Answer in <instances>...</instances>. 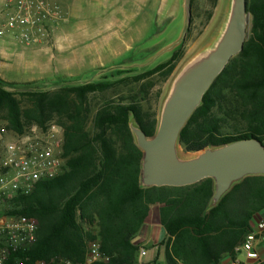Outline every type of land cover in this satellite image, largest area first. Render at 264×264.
<instances>
[{
	"label": "trees",
	"instance_id": "trees-1",
	"mask_svg": "<svg viewBox=\"0 0 264 264\" xmlns=\"http://www.w3.org/2000/svg\"><path fill=\"white\" fill-rule=\"evenodd\" d=\"M247 12L252 19L249 37L182 129L178 147L183 152L245 139L264 145V0H247ZM176 59L154 70L168 67L167 77ZM109 85L11 91L0 80V112L6 113L7 130L23 134L33 126L44 128L55 122L64 135L63 171L16 200L14 213L38 223L35 243L24 255L31 261L60 257L78 263L84 260L88 243L98 239L101 252L110 258L99 264H137L141 248L137 234L150 207L158 204L166 232L159 245L164 247L166 264H220L225 254L233 257L244 236L264 219V175L234 184L216 206H211L212 179L184 187H143L142 152L129 123L133 121L150 137L158 120L142 119L134 105L108 104L94 113L87 130L88 94ZM78 219L88 227L97 221L98 233L84 231Z\"/></svg>",
	"mask_w": 264,
	"mask_h": 264
},
{
	"label": "rangeland",
	"instance_id": "rangeland-1",
	"mask_svg": "<svg viewBox=\"0 0 264 264\" xmlns=\"http://www.w3.org/2000/svg\"><path fill=\"white\" fill-rule=\"evenodd\" d=\"M48 1L58 8L60 21L40 44L23 48L8 37L0 38V80L11 91L18 87L50 90L57 85L110 83L108 88L88 94L87 130L94 113L108 104L134 105L142 119L158 120L173 78L216 36L228 8V0H192L189 30L176 47L185 22L183 0ZM251 22L250 16L247 39ZM174 56L177 59L170 75L164 76L168 67L154 70ZM223 95L230 97L228 90ZM5 116L0 112V129L6 125ZM178 151L181 157L196 154L180 147ZM160 207L152 205L150 216L155 217ZM77 222L92 235L99 231L97 221L90 227L80 219ZM162 250L164 255V247ZM162 258L157 264H166ZM239 259L245 260L243 253Z\"/></svg>",
	"mask_w": 264,
	"mask_h": 264
},
{
	"label": "water",
	"instance_id": "water-1",
	"mask_svg": "<svg viewBox=\"0 0 264 264\" xmlns=\"http://www.w3.org/2000/svg\"><path fill=\"white\" fill-rule=\"evenodd\" d=\"M184 28L177 46L191 24V0H183ZM250 15L247 0H228L225 18L216 36L198 51L173 78L162 103L155 133L148 137L129 123L142 152L140 184L150 187H184L205 179L214 181L211 206H216L232 186L246 177L264 175V145L257 139L208 147L190 157L178 151L180 133L204 94L247 39ZM53 86L50 90L60 88Z\"/></svg>",
	"mask_w": 264,
	"mask_h": 264
},
{
	"label": "built area",
	"instance_id": "built-area-1",
	"mask_svg": "<svg viewBox=\"0 0 264 264\" xmlns=\"http://www.w3.org/2000/svg\"><path fill=\"white\" fill-rule=\"evenodd\" d=\"M60 21L58 8L48 0H6L0 20V38L8 37L17 46L40 44L53 24ZM63 128L50 122L44 128L31 127L16 134L0 129V264H99L109 256L100 250L98 239L87 245L82 262L66 258L31 261L24 253L34 245L37 220L15 214L16 200L31 194L37 184L58 176L66 165L63 156ZM264 233L260 220L235 248L230 264H264L256 242ZM243 253L245 260L239 259ZM23 254V256H18Z\"/></svg>",
	"mask_w": 264,
	"mask_h": 264
},
{
	"label": "crops",
	"instance_id": "crops-1",
	"mask_svg": "<svg viewBox=\"0 0 264 264\" xmlns=\"http://www.w3.org/2000/svg\"><path fill=\"white\" fill-rule=\"evenodd\" d=\"M6 0H0V12L3 14ZM264 220V219H262ZM259 222V221H258ZM257 222V223H258ZM166 238V232L159 220V209L155 217H151L150 213L145 221L144 226L137 234V242L140 244L138 257L139 264H157L163 260V250L159 245ZM257 250L264 257V233L258 237L256 242ZM156 259V260H155ZM232 258L225 254L220 264H230Z\"/></svg>",
	"mask_w": 264,
	"mask_h": 264
}]
</instances>
